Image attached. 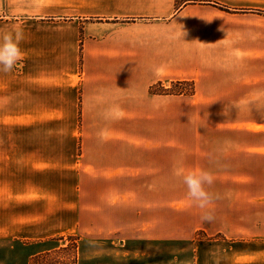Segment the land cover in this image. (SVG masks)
<instances>
[{
    "label": "crops",
    "instance_id": "0c3cea01",
    "mask_svg": "<svg viewBox=\"0 0 264 264\" xmlns=\"http://www.w3.org/2000/svg\"><path fill=\"white\" fill-rule=\"evenodd\" d=\"M12 2L0 252L27 264L70 236L119 246L113 264H161L145 248L172 242L200 264H264V0ZM175 82L190 93L158 92ZM180 165L215 175L211 222Z\"/></svg>",
    "mask_w": 264,
    "mask_h": 264
},
{
    "label": "rangeland",
    "instance_id": "374dc122",
    "mask_svg": "<svg viewBox=\"0 0 264 264\" xmlns=\"http://www.w3.org/2000/svg\"><path fill=\"white\" fill-rule=\"evenodd\" d=\"M16 3V2H15ZM12 0H0V33L11 32V28L6 25L14 21H20L22 18L21 9H18ZM174 90V88H172ZM181 90H189L190 86L183 85ZM160 90V89H157ZM204 236L201 232L196 234L195 240H202ZM199 246V244L197 245ZM195 247L193 243H162L160 248H145L146 256L150 250L152 256L153 250L155 255L160 258L161 264H200L199 257H195ZM51 250L33 256L29 259L27 264H113L110 258L118 256L120 251L119 246L110 244L109 242H99L90 245L87 241L82 243L76 237H62L56 242L52 243ZM136 248V247H135ZM11 255L5 251L0 252V264H17Z\"/></svg>",
    "mask_w": 264,
    "mask_h": 264
},
{
    "label": "clouds",
    "instance_id": "9594fccd",
    "mask_svg": "<svg viewBox=\"0 0 264 264\" xmlns=\"http://www.w3.org/2000/svg\"><path fill=\"white\" fill-rule=\"evenodd\" d=\"M24 35L20 31L0 33V73H10L23 60L20 47ZM178 177L187 189L190 204L202 210L201 218L211 222L214 219L215 194L208 190L215 181V175L206 169H186L182 165L174 168Z\"/></svg>",
    "mask_w": 264,
    "mask_h": 264
},
{
    "label": "trees",
    "instance_id": "16d2710c",
    "mask_svg": "<svg viewBox=\"0 0 264 264\" xmlns=\"http://www.w3.org/2000/svg\"><path fill=\"white\" fill-rule=\"evenodd\" d=\"M183 85L187 86L188 84H186L185 82H175V83L172 84V86L169 89H167L168 91L163 89L160 86V88H159L160 90H158V92L160 94H174V95L190 93V89L189 90H185V91L180 89V87L183 86ZM188 86H190V85H188ZM172 88H174V90Z\"/></svg>",
    "mask_w": 264,
    "mask_h": 264
}]
</instances>
